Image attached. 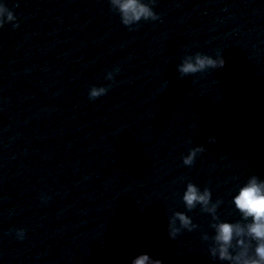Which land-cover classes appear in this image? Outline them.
<instances>
[{
	"label": "water",
	"instance_id": "95a60500",
	"mask_svg": "<svg viewBox=\"0 0 264 264\" xmlns=\"http://www.w3.org/2000/svg\"><path fill=\"white\" fill-rule=\"evenodd\" d=\"M6 2L0 264H229L210 252L216 221L182 196L208 188L219 219L243 223L231 195L264 179V0H143L157 18L130 25L111 0ZM198 52L224 66L182 76ZM177 211L195 227L173 240Z\"/></svg>",
	"mask_w": 264,
	"mask_h": 264
},
{
	"label": "clouds",
	"instance_id": "9594fccd",
	"mask_svg": "<svg viewBox=\"0 0 264 264\" xmlns=\"http://www.w3.org/2000/svg\"><path fill=\"white\" fill-rule=\"evenodd\" d=\"M111 2L119 10L124 25H130L141 19L157 18L153 9L143 0H111ZM6 21L11 22L13 28L19 25L14 9L9 7L6 0H0V25ZM224 63L222 55L212 57L198 52L187 56L177 69L182 76H188L208 68H222ZM106 92L107 89L104 87H92L88 95L90 99L95 100ZM215 139V137L210 138L213 142ZM203 151H205L203 145L191 148L183 157V163L191 166L198 153ZM41 199L46 201L47 197L42 196ZM182 200L189 210L199 204L202 210L211 214L212 219L216 221L212 224L215 230L213 237L215 246L210 249L213 258L227 261L229 264H264V179L258 175H250L245 182L238 184L231 195L230 202L239 212L243 223L219 219L216 213L221 201L217 200L213 203L208 188L201 190L196 184L188 183ZM194 227L189 216L180 211L174 212L168 221V236L175 240L182 229L191 231ZM15 235L17 239L23 240L25 230L16 229ZM131 264H164V262L145 252L133 257Z\"/></svg>",
	"mask_w": 264,
	"mask_h": 264
}]
</instances>
